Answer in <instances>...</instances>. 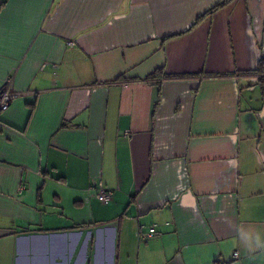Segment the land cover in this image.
<instances>
[{"label": "crops", "instance_id": "0c3cea01", "mask_svg": "<svg viewBox=\"0 0 264 264\" xmlns=\"http://www.w3.org/2000/svg\"><path fill=\"white\" fill-rule=\"evenodd\" d=\"M261 58L264 0H0V264H264Z\"/></svg>", "mask_w": 264, "mask_h": 264}, {"label": "built area", "instance_id": "2783aa9c", "mask_svg": "<svg viewBox=\"0 0 264 264\" xmlns=\"http://www.w3.org/2000/svg\"><path fill=\"white\" fill-rule=\"evenodd\" d=\"M18 93L13 90L12 80L10 76L6 77L3 83V86L0 90V112L6 110L11 102L18 97ZM90 189L93 191L96 198L101 202H108L113 194V190L105 186L101 181L92 183ZM155 232V224L151 225L148 229V235H151ZM233 257H239L237 251L233 252Z\"/></svg>", "mask_w": 264, "mask_h": 264}, {"label": "clouds", "instance_id": "9594fccd", "mask_svg": "<svg viewBox=\"0 0 264 264\" xmlns=\"http://www.w3.org/2000/svg\"><path fill=\"white\" fill-rule=\"evenodd\" d=\"M229 226L231 227V222H229ZM237 232L248 252L252 253L257 250H264V233L246 230L244 227H239Z\"/></svg>", "mask_w": 264, "mask_h": 264}, {"label": "trees", "instance_id": "16d2710c", "mask_svg": "<svg viewBox=\"0 0 264 264\" xmlns=\"http://www.w3.org/2000/svg\"><path fill=\"white\" fill-rule=\"evenodd\" d=\"M252 71L259 75L258 82H259L260 90L262 94H264V58H261L259 60L256 67ZM155 77L172 78V77H183V76L170 75L166 73L163 70V68H159L148 76L149 79Z\"/></svg>", "mask_w": 264, "mask_h": 264}]
</instances>
